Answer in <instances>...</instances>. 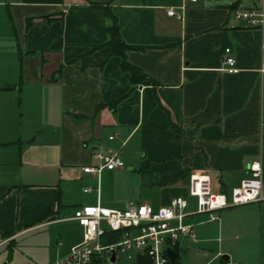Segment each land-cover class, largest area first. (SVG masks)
<instances>
[{
	"label": "crops",
	"instance_id": "0c3cea01",
	"mask_svg": "<svg viewBox=\"0 0 264 264\" xmlns=\"http://www.w3.org/2000/svg\"><path fill=\"white\" fill-rule=\"evenodd\" d=\"M231 1L0 0V226L21 224L0 229L4 236L74 224L78 238L62 253L81 239V226L65 218L74 206L157 207L185 194L192 172L228 193L253 160L264 193V25L232 15L259 0ZM102 5L132 45L126 60L149 79L131 84L107 45L90 48L107 38ZM225 47L236 71L223 69ZM117 97L113 110L93 111ZM96 149L117 151L124 166L82 171L97 163ZM217 216L186 219L195 237H179L180 264L190 252L210 255L205 264L223 253L239 264L264 256V199Z\"/></svg>",
	"mask_w": 264,
	"mask_h": 264
},
{
	"label": "built area",
	"instance_id": "2783aa9c",
	"mask_svg": "<svg viewBox=\"0 0 264 264\" xmlns=\"http://www.w3.org/2000/svg\"><path fill=\"white\" fill-rule=\"evenodd\" d=\"M165 12L181 18V14L171 7ZM232 15L246 25L261 27L264 25V0H259L257 4L237 5L233 7ZM222 63L224 70L236 71L229 47L224 48ZM111 137V134L108 135V138ZM93 154L97 163L82 165V171L96 172L102 167L112 169L124 166L117 151L96 149ZM247 170L248 175L241 178L228 193L212 189L207 173L192 172L188 175L186 193L173 195L167 203L157 207L145 202H132L124 207L99 203L74 206L65 218L81 226V239L64 252L56 253L46 264H113L121 258L134 262L139 255L147 256L148 264H167L166 246L173 249L180 236L195 237L193 223L186 220L188 217L205 214L206 219L213 220L218 217L219 209L264 199L259 161H250ZM188 197L193 199L191 208H188ZM113 232L118 234L116 239L101 240ZM7 238L0 231V246ZM224 264L239 263L226 259Z\"/></svg>",
	"mask_w": 264,
	"mask_h": 264
},
{
	"label": "rangeland",
	"instance_id": "374dc122",
	"mask_svg": "<svg viewBox=\"0 0 264 264\" xmlns=\"http://www.w3.org/2000/svg\"><path fill=\"white\" fill-rule=\"evenodd\" d=\"M49 214L51 213L47 215ZM13 223L14 221H9L4 225L6 229L3 226H0V229L6 230L8 233L17 231L21 224ZM78 233V228L74 224H65L64 222H53L29 228L23 233L8 237L5 243L0 246V264H46L54 258L57 252L64 248L68 241L74 242L78 238ZM237 243L240 244V242ZM237 247H240V245ZM209 256L201 257L194 252H190L188 254V264H205ZM249 259L253 260L254 264H264V256L258 257V255H255V257ZM217 261L218 257L215 260H209L207 264H216ZM130 263V261L121 258L113 264Z\"/></svg>",
	"mask_w": 264,
	"mask_h": 264
},
{
	"label": "trees",
	"instance_id": "16d2710c",
	"mask_svg": "<svg viewBox=\"0 0 264 264\" xmlns=\"http://www.w3.org/2000/svg\"><path fill=\"white\" fill-rule=\"evenodd\" d=\"M103 12L105 17L107 18V24L105 26V32L107 34V38L102 43H96L92 44L90 48H95L96 46L100 44L107 45L109 47V52L112 54H116L119 56V66L122 70L127 71L129 80L132 83L147 79L148 76L136 65H133L132 63L128 62L125 58V51L128 48H131L132 45L126 43L123 41L119 34V26L117 24L115 15L111 12L108 6L102 5ZM28 20L26 21V24H28ZM149 79V78H148ZM120 97L110 99L106 102L98 103L94 106L93 111L98 112L102 107L106 106L109 109L113 110L117 101ZM48 213H50V209H45L41 212L38 218H42L46 216ZM118 234L116 232L108 234L106 237H103L101 240L103 242L110 241L116 239ZM173 249L176 251V256L174 260L170 263L167 262V264H180L179 257L177 254L176 247L174 246ZM226 259L220 258L219 262L217 264H224ZM130 264H148V257L145 255H139L136 257L134 262H131Z\"/></svg>",
	"mask_w": 264,
	"mask_h": 264
},
{
	"label": "water",
	"instance_id": "95a60500",
	"mask_svg": "<svg viewBox=\"0 0 264 264\" xmlns=\"http://www.w3.org/2000/svg\"><path fill=\"white\" fill-rule=\"evenodd\" d=\"M238 2H239V0H233V1H231L230 4L236 5V4H238ZM165 253L167 255L168 261L171 263L176 256V252L171 247L166 246L165 247ZM221 257L225 259V258H227V254L223 253L221 255ZM112 260H113V254L109 257V261L111 262Z\"/></svg>",
	"mask_w": 264,
	"mask_h": 264
}]
</instances>
